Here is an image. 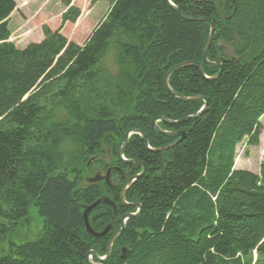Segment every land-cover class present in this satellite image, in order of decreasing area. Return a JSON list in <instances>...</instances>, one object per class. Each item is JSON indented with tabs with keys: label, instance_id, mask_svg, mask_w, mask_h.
Returning <instances> with one entry per match:
<instances>
[{
	"label": "trees",
	"instance_id": "obj_1",
	"mask_svg": "<svg viewBox=\"0 0 264 264\" xmlns=\"http://www.w3.org/2000/svg\"><path fill=\"white\" fill-rule=\"evenodd\" d=\"M107 1L110 9L81 46L60 33L79 16L69 7L59 29L43 26L40 42L18 49L8 42L15 2L0 0V220L27 222L30 208L42 220L41 236L9 243L0 264H86L89 251L103 257L118 228L99 239L86 233L82 213L106 187L80 188V168L102 148H120L129 130L144 133L151 149L175 142L152 120L178 122L204 103L172 97L166 74L188 62L201 63L207 78L219 71L202 63L208 23L183 20L165 0ZM170 2L187 17L211 21L207 60L222 71L215 81L195 66L171 74L175 93L208 101L195 120L158 123L185 133L175 147L150 153L139 136L129 138L124 157L146 167L127 193L141 211L126 222L106 264H264V164L258 176L233 169L236 147H257L262 130L264 0ZM109 54L116 74L103 64ZM100 212L91 224L96 233L112 216L97 206L91 217Z\"/></svg>",
	"mask_w": 264,
	"mask_h": 264
},
{
	"label": "rangeland",
	"instance_id": "obj_2",
	"mask_svg": "<svg viewBox=\"0 0 264 264\" xmlns=\"http://www.w3.org/2000/svg\"><path fill=\"white\" fill-rule=\"evenodd\" d=\"M14 2L15 9L8 21L10 30L8 42L18 49H23L29 43L40 42L43 39V26L52 31L59 29L61 15L69 7L78 8L80 11L79 16L74 24H64L60 28V33L68 41L81 46L110 9V3L107 0H71L68 7L62 5V0H14ZM103 64L110 74H116L117 70L111 54L104 58ZM259 121L262 130L258 146L247 147L245 142L240 143L235 149V160L238 159L239 163L236 165L234 160L233 166L234 170L248 171L257 176L259 175L260 165L264 164V116ZM118 150L119 148L114 150L113 148L104 147L97 160H90L87 168L84 166L80 168L82 172L80 188L90 185L89 181L98 173L104 176V165L115 163ZM124 159L127 160L125 157ZM111 182H114V185H119L121 190V183L113 180ZM0 226H4L7 230L5 234L0 233V256H4L9 243L20 245L37 240L41 236L42 220L38 217L36 210L30 208L27 222L22 221L12 227L5 221L0 220ZM254 261L255 255H253Z\"/></svg>",
	"mask_w": 264,
	"mask_h": 264
},
{
	"label": "water",
	"instance_id": "obj_3",
	"mask_svg": "<svg viewBox=\"0 0 264 264\" xmlns=\"http://www.w3.org/2000/svg\"><path fill=\"white\" fill-rule=\"evenodd\" d=\"M188 1H192V2H203V1H206V0H188ZM165 2L169 6V8L171 10H173L183 20H185L187 22H203V23H208L209 24V34H208L207 42H206V45H205V48H204L203 54H202V63L205 66H210V67L217 68L219 71H218V73H217L216 76H214L212 78H207L204 75V72H203V68H202V64L201 63H199V62H188V63L180 64V65H177V66L173 67L166 74L165 79H164V86H165L166 91L172 97L178 99L179 101H181L183 103H189V102L200 101V100L203 101V103H204L203 106H202V108L200 109V111H198L195 115L185 117V118H183L182 120H180L178 122H171V121H169V120H167L165 118H162V117H157V118H154L152 120L151 126L155 129V131L158 134L163 135V136H172V137L177 138V140L175 142H173L172 144H170V145H168L166 147L158 148V149H151L148 146V142H147V139H146L144 133H142L141 131H138V130H129V131H127L125 133L124 138H123V142L121 144V147L119 148V150L117 152V160L119 162H121L122 164H124V165H136V166H138V167L141 168V172L138 173L137 175L133 176L131 179H129L126 182L124 188L121 191L120 201H121V204L124 205V206H130L132 208H135L136 209V213L126 214V215H124L120 219V229L109 239V241L107 243L105 255L103 257H99L96 252L89 251L86 254V256H85V262H86V264H106V262L110 258L111 248H112L113 244L122 236V234L124 232L125 222L128 221L129 219L137 218L140 215L141 206L139 204L129 205V204L126 203V200H125L126 193L131 188L133 182L136 181V180H138V179H140L145 174V171H146V167H145L144 164L139 163V162H137L135 160H125L124 159L123 153H124L125 148L127 147L129 137L131 135H137V136H139L140 139L142 140L143 144H144L145 150L148 151V152H150V153H160V152H163V151H167V150L175 147L179 142H181L185 138V133L184 132H166V131L162 130L161 128H159L157 126V123H163V124L172 126V125L182 124L183 122H186V121L195 120L198 117H200L202 115V113L206 110V108L208 107V101L205 98H203V97L186 98V97H182V96L178 95L173 90H171V88L169 87V84H168V81H169V78H170L171 74L173 72L181 69V68H185V67H188V66H195L197 68L200 76L204 80H207V81H215L220 76L221 71H222V66H221L220 63H211V62H209L207 60V52H208V50L210 48V45H211V42H212L213 33H214V26L211 23V21H209L208 19H204V18H190V17H187L182 12H180L170 2V0H165ZM99 181H107V180H106V177L105 178H102V177L96 175L92 180L89 181V183L90 184H95V183H97ZM106 203H108V202H106V200H101V199L100 200H97L92 205L86 207L84 209L83 213H82V218H83V221H84V227H85L86 233L88 235H90L92 238H95V239L104 238L108 234V232H109V230L111 228V227L107 226L102 232L96 233L90 227L89 221H88L89 214L98 205H100V204H106ZM109 204L114 209V206L111 203H109Z\"/></svg>",
	"mask_w": 264,
	"mask_h": 264
},
{
	"label": "flooded vegetation",
	"instance_id": "obj_4",
	"mask_svg": "<svg viewBox=\"0 0 264 264\" xmlns=\"http://www.w3.org/2000/svg\"><path fill=\"white\" fill-rule=\"evenodd\" d=\"M114 162L115 163H110L108 165H104V167H105L104 176H102L100 173L97 174L98 176H100L102 178L106 177L107 181H99V182L95 183V185L96 184L100 185V186L104 185L106 187L105 192H103L101 195V200H106V202H108V203L98 205V207L103 206L104 211H106L107 209L108 210L110 209L112 211V216H111V218L108 217L109 222H108V225H106V227L107 226H110L111 228L118 227V230H119L120 229V219L126 214L136 213L135 208H132L130 206H124L121 204V201H120L121 191L129 179H131L133 176H135L141 172V168L138 166L136 167V165H124L121 162H119L118 160L114 161ZM137 168L140 169V171L138 173H135V170ZM112 180L122 184V188L120 191H119V188H120L119 185H114L113 184L114 182H111ZM117 191H119L118 201L116 200V198H114L116 196ZM128 191H127V193H128ZM114 192H115V194H113ZM127 193L125 196V200H126L127 204H129V205L139 204V202L136 200L128 199ZM109 203H111L114 206V209ZM91 213L89 214V217H88V221L90 222L89 223L90 227H91L92 223L97 221V218H101L104 215L103 212H100L99 215H97L95 217H91ZM105 215L108 216V213L106 212ZM99 223L102 224L103 222L100 221ZM106 227L104 226L103 230Z\"/></svg>",
	"mask_w": 264,
	"mask_h": 264
},
{
	"label": "bare ground",
	"instance_id": "obj_5",
	"mask_svg": "<svg viewBox=\"0 0 264 264\" xmlns=\"http://www.w3.org/2000/svg\"><path fill=\"white\" fill-rule=\"evenodd\" d=\"M239 163L238 159L235 160V164L237 165Z\"/></svg>",
	"mask_w": 264,
	"mask_h": 264
}]
</instances>
